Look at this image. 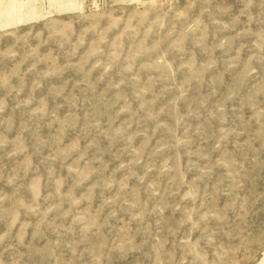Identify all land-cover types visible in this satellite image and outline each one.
<instances>
[{
  "label": "rangeland",
  "instance_id": "1",
  "mask_svg": "<svg viewBox=\"0 0 264 264\" xmlns=\"http://www.w3.org/2000/svg\"><path fill=\"white\" fill-rule=\"evenodd\" d=\"M264 264V0H0V264Z\"/></svg>",
  "mask_w": 264,
  "mask_h": 264
},
{
  "label": "bare ground",
  "instance_id": "2",
  "mask_svg": "<svg viewBox=\"0 0 264 264\" xmlns=\"http://www.w3.org/2000/svg\"><path fill=\"white\" fill-rule=\"evenodd\" d=\"M263 264V263H262Z\"/></svg>",
  "mask_w": 264,
  "mask_h": 264
}]
</instances>
